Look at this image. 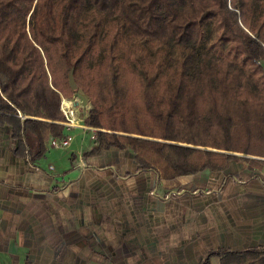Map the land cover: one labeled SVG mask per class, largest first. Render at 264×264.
<instances>
[{
  "label": "trees",
  "instance_id": "obj_1",
  "mask_svg": "<svg viewBox=\"0 0 264 264\" xmlns=\"http://www.w3.org/2000/svg\"><path fill=\"white\" fill-rule=\"evenodd\" d=\"M195 63L225 75L222 85L204 76L203 87H239L238 72L251 82L261 103L237 104L255 115L264 141V0H0V126L12 128L23 157L32 137L38 156L50 138H67L62 100L80 92L91 104L83 124L98 136L84 158L128 151L139 166L125 176L115 170L117 178L152 172L173 181L225 171L234 153L264 157V144L252 150L235 140L225 101L207 112L196 105ZM214 257L264 264V247L211 252L200 264Z\"/></svg>",
  "mask_w": 264,
  "mask_h": 264
},
{
  "label": "crops",
  "instance_id": "obj_2",
  "mask_svg": "<svg viewBox=\"0 0 264 264\" xmlns=\"http://www.w3.org/2000/svg\"><path fill=\"white\" fill-rule=\"evenodd\" d=\"M27 143L23 157L0 126V264H200L264 247V157L234 153L225 171L165 184L150 172L117 178L138 168L128 151L84 158L93 143L50 165Z\"/></svg>",
  "mask_w": 264,
  "mask_h": 264
},
{
  "label": "rangeland",
  "instance_id": "obj_3",
  "mask_svg": "<svg viewBox=\"0 0 264 264\" xmlns=\"http://www.w3.org/2000/svg\"><path fill=\"white\" fill-rule=\"evenodd\" d=\"M199 66H200L199 63H195L193 65L192 82L190 86V90L193 94V98H194L196 105L201 107L203 111L207 112V110L209 109V103H219L221 101H225L227 103V110L234 117L235 123L237 125V130L235 133V140L240 139V142L243 144V146L250 145L253 150L256 144L261 143L258 138L260 134L257 132H254L252 129L253 123L256 121V117L252 112L246 111L243 104H237V101L246 100L248 103H250L254 107L259 106L262 100L258 99L255 96L253 85L251 84L250 81H248L244 77V75L241 72H238L236 74H233V76L239 81V87H233L229 91L214 89L210 86L203 87L201 82L204 76L207 75L209 77H212L216 79L220 85H222L225 79V75L222 74L220 76H215L212 73L213 68H210L207 71H201ZM73 100L79 103V106L78 107L76 106V107L78 108L80 113H83V120H84L88 116L89 111L91 109L89 98L80 92L79 94H77V96ZM184 114H187L186 109L183 112V115ZM79 125L80 127H77L78 129L75 130V132L73 131L70 134V142H71L70 147L66 149L60 148V150L56 151L55 149H52L51 145L48 143L47 148H45V152L42 155L43 159L41 162L45 164L50 163V165H54L52 164L53 163L52 160H55L56 157L61 158L63 163L66 161L73 162V155H76L78 157V151L81 147L83 146L88 147L89 145L93 144L94 141L91 139V132L84 131L83 121ZM94 133H97V130H95ZM244 138H247V140ZM62 165L64 164L56 163V166L59 167L60 169ZM137 167L138 168L136 170L135 169L132 171L125 170V172H123V175L125 176L129 173L135 174L139 170L138 165ZM101 169L110 170L111 168L108 165V166H104ZM144 173H147V172H144ZM189 178H191V176L181 177L179 179L177 178V180L175 179V181L173 180L172 182H178L179 180H188ZM172 182L165 181L164 183L173 184Z\"/></svg>",
  "mask_w": 264,
  "mask_h": 264
},
{
  "label": "built area",
  "instance_id": "obj_4",
  "mask_svg": "<svg viewBox=\"0 0 264 264\" xmlns=\"http://www.w3.org/2000/svg\"><path fill=\"white\" fill-rule=\"evenodd\" d=\"M66 101H69L70 104H67ZM75 104L76 103L74 101L65 100V99L62 100L61 111L65 117L64 124L67 128H70V129L80 127L79 124L82 123L81 120L79 119L80 111L78 110ZM18 117L24 118L21 113L18 114ZM84 129H88V128L84 127ZM95 130L96 129H93V131ZM92 139L94 141L97 140V133L93 134ZM50 144L54 148H67L70 146V141L68 139L60 140L57 138H53L51 139Z\"/></svg>",
  "mask_w": 264,
  "mask_h": 264
},
{
  "label": "water",
  "instance_id": "obj_5",
  "mask_svg": "<svg viewBox=\"0 0 264 264\" xmlns=\"http://www.w3.org/2000/svg\"><path fill=\"white\" fill-rule=\"evenodd\" d=\"M69 82H70V85H71L72 89L74 91H77L78 90V85L76 84L75 79H74V70H72L70 75H69ZM75 105L78 107L79 103L76 102Z\"/></svg>",
  "mask_w": 264,
  "mask_h": 264
},
{
  "label": "bare ground",
  "instance_id": "obj_6",
  "mask_svg": "<svg viewBox=\"0 0 264 264\" xmlns=\"http://www.w3.org/2000/svg\"><path fill=\"white\" fill-rule=\"evenodd\" d=\"M66 103H67V104H70V102H69V101H66Z\"/></svg>",
  "mask_w": 264,
  "mask_h": 264
}]
</instances>
